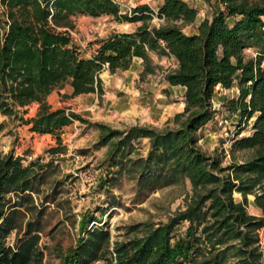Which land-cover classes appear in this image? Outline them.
I'll return each instance as SVG.
<instances>
[{"label": "trees", "instance_id": "16d2710c", "mask_svg": "<svg viewBox=\"0 0 264 264\" xmlns=\"http://www.w3.org/2000/svg\"><path fill=\"white\" fill-rule=\"evenodd\" d=\"M197 12L189 0H162L156 14L146 4L123 12L115 0H0V114L15 118L30 132L53 135L57 146L52 153L60 152L65 126L75 120L86 122L65 108L51 109L46 98L53 89L69 84L71 96L89 92L100 96L103 69L125 70L139 58L144 76L157 68L151 53L175 60L164 79L184 88L183 110L174 116L176 128L134 125L121 131L97 124L100 144L118 138L112 164L121 162L123 148L131 141L145 137L147 157L133 163L140 174L166 171L171 178H187L191 187L185 208L168 222L130 227L140 233L114 244L115 264H264L258 233L264 215L246 209V197L252 194L264 214V0H216L211 17L203 18L193 32H184L182 26L194 24ZM76 15H107L140 24L97 41L92 57L84 58L69 32ZM154 15L163 21L159 26L149 24ZM217 86H236L237 95L224 106L238 113L240 121L253 118L251 132L234 137L230 145L232 156L236 150H250L247 160L222 165L221 156L209 155L197 144L198 130L214 116ZM33 104L35 112L26 117ZM35 166L24 165L12 151H0V264H44L36 248L37 220L27 222L15 246L6 243L23 215L22 206L32 200L38 178ZM234 193L242 199L236 200ZM182 222L187 228L177 235L175 229ZM107 238V231L92 229L58 264H89L100 241Z\"/></svg>", "mask_w": 264, "mask_h": 264}, {"label": "rangeland", "instance_id": "374dc122", "mask_svg": "<svg viewBox=\"0 0 264 264\" xmlns=\"http://www.w3.org/2000/svg\"><path fill=\"white\" fill-rule=\"evenodd\" d=\"M119 1L121 10L127 12L134 4L139 5L138 0ZM149 1L157 7L152 0ZM189 2L198 12L194 24L182 26L186 33L193 32L196 24L211 15L216 0ZM74 21L75 33L85 46L89 44L88 38L104 36L117 30H132L140 24L119 22L111 16L88 21L74 18ZM161 23L163 21L154 16L149 21L151 26H159ZM91 27H95V30L89 33ZM86 54L83 57L89 58ZM155 60V72L140 75L136 84H142L144 92L139 94L138 101L149 107L147 116L157 121V124H140L126 114L129 112L128 97L131 95H121L118 103L109 107L101 100L92 102L90 96L87 99H71L64 85L60 88L62 93L56 89L58 98L53 105L56 106L59 100L63 107L79 114L86 122L75 120L65 127L61 132L60 152L52 153L50 149L57 146L53 135L30 133L28 127L19 124L15 118L0 114V151L3 154L12 151L19 155L24 165L35 162L38 173L31 192L32 200L22 206L23 215L18 216L16 228L6 238L8 245L15 246L16 240L24 235L27 222L37 220L39 230L35 232L38 235L36 248L42 254V261L44 264H58L69 249L77 246L81 237L86 239L92 229H100L108 232V238L100 241L96 257L89 264H115L114 244L140 233L132 230V225L149 222L156 226L166 223L185 208L191 194L187 178L180 175L171 178L166 171L142 176L139 165L133 164L136 159L147 157L148 138L133 140L130 146H125L122 160L118 164H112L110 160L113 145L118 138L113 137L100 144L102 131L98 123L121 131H127L134 125L158 130L178 126L174 116L183 108L179 112L173 109L180 107L182 92L178 88L170 90L164 86V74L166 70L175 67V61L165 56H157ZM150 85L151 89H147ZM237 93L236 86L216 88L213 98L214 116L197 132L200 148L209 155L221 156L222 165L229 164L232 159L241 162L252 156L250 150H236L233 152L234 157L230 151L234 137L249 134L253 122V118L240 121L238 113L229 112L224 106L225 101ZM36 107V104L31 105L26 117L32 115ZM169 108L171 110L167 114ZM233 195L238 201L242 199L239 193ZM246 198L247 212L263 216L261 209L253 202L254 196L248 194ZM83 220H86L84 231L81 228ZM187 225V222L177 225L175 234H184ZM258 233L264 251V227Z\"/></svg>", "mask_w": 264, "mask_h": 264}, {"label": "crops", "instance_id": "0c3cea01", "mask_svg": "<svg viewBox=\"0 0 264 264\" xmlns=\"http://www.w3.org/2000/svg\"><path fill=\"white\" fill-rule=\"evenodd\" d=\"M115 1L118 2L121 6V1H119V0H115ZM152 2L155 3V5H157V7H159L162 3V0H152ZM137 4H146L148 6H153L149 0H138ZM134 6H136V4H134ZM124 11H126V10H124ZM211 15H212V13H211ZM211 15L207 16V17L210 18ZM103 16H105L106 18L108 17L107 15H103ZM100 17H102V16L91 17V16H87V15H76L74 18H77L79 21H81L83 19L88 21L90 19L96 20ZM74 24H75V21H74ZM75 26H76V24H75ZM73 29L75 30V28H73ZM134 29L125 30V31H133ZM122 31H124V30H122ZM84 32L86 34H88V32L86 30ZM115 32H121V31L117 30V31H113L107 35H104V36L100 35L99 37H93L92 39L88 38L87 40H90L88 47L92 51L95 50V48L98 47L97 41L104 39V38L108 37L109 35H111ZM150 56L152 59V63L154 65H156V67H157V64H155L157 62L155 60V59H157V55L154 53H151ZM170 59L174 60L172 57H170ZM262 65H263V63H262ZM175 66H176V63H175ZM143 68H144V66H143L141 59L134 58L130 64V66L125 70H118L116 72L111 73V72H109L108 69H103L99 73V77L102 80V86H103V93L100 96L95 92L82 93V94H79L76 96H71V92H72L71 86L69 84H65V85H66L67 92L70 94L71 99H76V98L77 99L78 98L79 99H87V98H89L88 96H90V99L92 102H97L98 100H101V101H103V103H105V106H109V107L115 106L114 103L115 104L118 103L119 98L122 97L121 95H127V94L131 95L128 97L129 106L127 108H129V112L127 111L126 114L129 115V117L131 119H133L134 121H139L140 124H142L144 122H151V123L157 124V121H155V120H153L147 116V110L149 109V107H147V106L145 107V105L143 104L142 101L141 102L138 101L139 94L144 93L143 90L141 89L143 85L142 84H138V85L136 84L139 82V76L141 75ZM150 74H153V73H147L146 75H150ZM164 83H165L164 86L169 87L170 90H174L175 88H178L179 90H181V92H182L181 94H182V98H183V92H184L183 87L169 85L165 79H164ZM216 88H219V86L214 88L213 98H214V93L216 92ZM56 89H59L58 93H62L60 88H55L49 93V95L46 98V101L51 106V109L65 108L67 111H69V110L72 111L69 108L63 107L59 100L56 102L57 103L56 106L53 105L55 100H57V98H58ZM147 89H151V85L149 87H147ZM213 98H212V101H213ZM52 105H53V107H52ZM179 105H180V107H178L177 109H173V110H175L177 112L181 111L183 106H184V102L183 101L180 102ZM170 110L171 109L169 108L167 114L170 113ZM120 114H122V112H120ZM136 118H138V120H136ZM71 124H73V123H71ZM71 124H69V125H71ZM65 127H67V126H65ZM30 133H34V132H30ZM39 135H51V134L47 133V134H39Z\"/></svg>", "mask_w": 264, "mask_h": 264}, {"label": "built area", "instance_id": "2783aa9c", "mask_svg": "<svg viewBox=\"0 0 264 264\" xmlns=\"http://www.w3.org/2000/svg\"><path fill=\"white\" fill-rule=\"evenodd\" d=\"M133 7H134V5H133ZM132 7V8H133ZM150 8H151V10L153 11V13H157V11H158V7H154V6H149ZM130 11H131V8L129 7L128 8V12L130 13ZM154 17H156V15H154ZM158 18V17H157ZM158 19H161V18H158ZM162 20V19H161ZM94 30H95V27H91V28H89L88 29V32L89 33H91V32H94ZM69 32H70V34H71V37H72V39H73V41H74V43L79 47V50H80V52H81V54L83 55H85L86 53L89 55V58H91L92 57V54H93V52H94V50L92 51L88 46L89 45H87V46H85V44H83V42L82 43H80V41H79V37L76 35V33H75V30L74 29H72V30H69ZM88 51V52H87ZM86 52V53H85ZM86 54V55H87Z\"/></svg>", "mask_w": 264, "mask_h": 264}]
</instances>
